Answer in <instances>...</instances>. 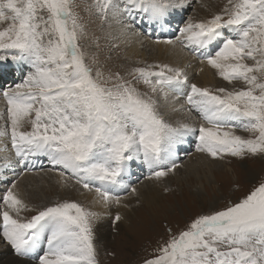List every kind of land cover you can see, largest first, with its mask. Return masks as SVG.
Segmentation results:
<instances>
[{
  "label": "snow or ice",
  "instance_id": "6c2138e0",
  "mask_svg": "<svg viewBox=\"0 0 264 264\" xmlns=\"http://www.w3.org/2000/svg\"><path fill=\"white\" fill-rule=\"evenodd\" d=\"M187 6L188 0H92L87 10L122 30L145 22L164 29L172 11ZM78 8L77 0H0V73H19V82L0 83V137L14 154L0 157V170L32 171L33 158L44 157L58 169L59 183L82 188L110 210L129 206L120 192L129 187L124 177L132 162L147 167L145 179L160 181L179 168L178 146L188 137L212 159L264 156V0H226L207 18L185 20L175 39L154 41L214 70L227 82L216 87L191 83L184 67L168 63L137 61L123 74L94 71L98 54L81 41L99 38ZM169 108L188 119L170 121L163 111ZM16 189L13 180L0 194V237L17 257L99 264L94 227L107 212L68 199L31 207ZM130 192L138 195L135 187ZM122 219L117 211L113 225ZM143 264H264V179L178 233L169 229Z\"/></svg>",
  "mask_w": 264,
  "mask_h": 264
},
{
  "label": "rangeland",
  "instance_id": "374dc122",
  "mask_svg": "<svg viewBox=\"0 0 264 264\" xmlns=\"http://www.w3.org/2000/svg\"><path fill=\"white\" fill-rule=\"evenodd\" d=\"M193 0H188V6L181 9H176L172 11L171 15V27L170 33L168 36L160 37L164 39H175V35L178 33V27L183 25V22L187 20L189 17H193L195 19H200V11L207 12L206 16L209 17L212 12L215 10L211 7H206V5H201L203 0H197L193 6H189L190 2ZM208 4L207 6L213 5L216 8L215 12H218L226 2V0H204ZM92 0H77L79 8L77 9L80 14L84 17V19L88 22V29L90 34H94L95 37H98V41H93L91 36L87 40L81 41L90 52H96L98 54L99 65H94L93 69L95 71V67L102 66L103 70L107 72L109 69L113 71L119 70L121 74L124 73L125 69L137 66V61H142L146 63H157L156 59L146 55L144 60L140 58H134L131 54H127L130 48V44L128 40H125V34L129 31L121 30V24L118 26H112V19H109L107 22H101L98 17H96L92 12L88 11V5H90ZM202 6L205 7L202 8ZM198 7V9H197ZM212 9V10H211ZM210 12V13H209ZM176 17V18H175ZM124 23H131V21L126 17H121ZM128 19V20H127ZM139 19V16H137ZM178 21V22H177ZM134 25V24H133ZM119 28L121 32L116 34V29ZM140 31V27L138 28ZM135 30V29H132ZM138 36L139 32L136 31ZM139 32V33H138ZM122 33V35H121ZM131 32H129L128 36H130ZM124 40H122V38ZM143 37V36H142ZM127 41V42H126ZM97 43L99 47H97ZM125 43V44H124ZM140 50L142 52L148 53L154 50H158L157 48H149L143 42L141 43ZM163 46L162 48H165ZM169 49V46L166 49ZM175 49L177 52L181 51L178 47L171 48ZM179 50V51H178ZM127 51V52H126ZM123 52V53H122ZM168 55L166 58L170 59V63L174 61V58L171 55L170 50L166 51ZM170 52V53H169ZM166 53V54H167ZM179 52V56H183ZM127 54V56H125ZM171 57V58H170ZM185 58V56H183ZM151 58V59H150ZM173 58V59H172ZM137 59V60H136ZM140 59V60H138ZM154 61V62H153ZM159 63H164L158 61ZM187 64V63H186ZM176 66V65H174ZM191 65H187L185 71L188 72L191 83H197L199 81L198 76L200 72H196L195 69L187 71ZM209 67L206 69V72H211L214 76V70ZM8 70L3 71L4 80L0 81L4 85V87H8L12 85L13 81L19 82V74H10L7 77ZM13 73V71H12ZM1 76V77H3ZM215 81H220L222 85H211L209 87L216 86H227V82L222 81L219 77L215 75ZM218 78V79H217ZM198 86H201L198 84ZM141 90H143V86H139ZM2 101V100H1ZM180 103H183V100H179ZM4 103V102H3ZM4 107H2L3 109ZM165 117L170 121L176 120H187L188 117L175 116L172 115V111L168 109H164ZM184 112V111H177ZM175 118V119H174ZM180 118V119H179ZM198 119V117H197ZM3 122V123H2ZM5 125V118L0 117V125ZM3 125V127H4ZM2 129V127H1ZM237 134L247 135V133L239 131ZM11 146V144H9ZM8 148V144L6 145ZM178 147H181L182 150H178V152L183 153V157L178 158L179 168L175 170L174 173H170L166 177L162 178L160 181L156 180H148L143 176L136 179L137 175L134 171L133 166H130V171L132 173L128 174L125 183L129 186L128 190L121 191L120 194L122 197L128 198L130 200V208L128 206V215L122 216L124 221H118L115 225H113L112 220L114 216L108 219V230L106 231V237L103 240L96 237L97 228L94 227L95 232V243L97 246V258L99 260V264H143V260L145 258H149L153 253V249H155L158 245V242L161 240L167 239L168 230L171 229L173 234L178 233L180 230L184 229L185 226L194 219L197 215L208 213L212 209H218L223 207L229 201H237L239 198H242L244 195L248 193L251 187L258 183L259 180L264 179V156H255V157H245L243 159H237L233 157H224L223 159L217 158L212 159L207 156L205 153H200L195 150V145L192 141L188 142L186 146L182 144ZM7 148V149H8ZM177 152V154H178ZM192 158V163L195 162L194 168H201L199 165V161L202 162L203 170H197V174H185L184 168L185 164L188 163V160ZM41 164H38V170L36 172H40L42 174H49V176L53 177L58 173V169H53L52 166L47 163V159L41 158ZM203 159V160H202ZM223 160V161H222ZM224 162L227 167L230 169H217L216 167L213 170V178H209V174L203 175L202 172L207 169L205 164L210 166H215L218 162ZM137 166L141 167L143 171L146 172V176H148V171L145 170V166L139 161H135ZM199 166V167H198ZM37 167V166H34ZM19 167L15 169V174L11 170H8L4 177H0V194L6 190L7 187L11 186V181L15 180L16 183L20 180V172H18ZM51 169V171H49ZM224 171V172H223ZM226 171V172H225ZM141 173V172H140ZM143 174V172L141 173ZM20 175L19 177H17ZM190 175V176H189ZM14 176V177H13ZM188 176V177H187ZM205 176L209 178L211 181H207ZM50 177L49 182H45L42 185L38 183V186L33 185V190L31 187L27 188L28 190H24L22 187L21 196L22 198L31 206V207H39L43 205H48L56 200H73L79 202L77 196L71 197L68 196L67 191L70 189H62L63 193L57 190L55 187H52L51 183L52 178ZM199 178V179H198ZM168 179V180H167ZM150 181V182H148ZM151 184L154 188L153 191H149L147 194H144L142 198L137 197L136 195H132L130 189L132 187H139L144 183ZM178 183V184H177ZM188 183V185H187ZM192 184V185H191ZM49 185V186H48ZM191 185V186H190ZM48 187V188H46ZM38 190H36V189ZM55 188V189H54ZM82 189V188H81ZM167 189V191H165ZM41 190V191H40ZM57 190V191H56ZM66 191V192H65ZM32 192V194L30 193ZM37 192V193H36ZM43 192V193H42ZM35 193V194H34ZM80 193H84L82 189ZM38 194V195H37ZM197 194V195H196ZM67 195V196H66ZM39 196V197H38ZM67 198H66V197ZM81 196V195H80ZM150 196H153L154 199L149 202L151 205H147L146 201ZM38 197V198H37ZM137 197V198H136ZM139 198V199H138ZM198 198V199H197ZM35 201L33 203L31 200ZM36 199V200H35ZM141 199V200H140ZM203 199V200H202ZM49 200V201H48ZM194 201V203L192 202ZM45 202V203H43ZM47 202V203H46ZM132 202L134 204H132ZM0 203H2V196H0ZM86 207H90V202L82 203ZM87 204V205H86ZM133 205V206H132ZM149 206V207H147ZM152 207V208H151ZM114 209V208H112ZM110 209V211L112 210ZM159 212V213H158ZM34 213H26V215H31ZM150 214V215H149ZM155 214V217H154ZM142 221V223H140ZM124 223V224H123ZM137 224H141L142 229L138 228ZM135 227V228H134ZM6 250H13L7 244L6 241L0 237V255H2ZM14 253V252H13ZM24 258V257H23ZM25 261L29 260L24 258ZM1 262V261H0Z\"/></svg>",
  "mask_w": 264,
  "mask_h": 264
},
{
  "label": "bare ground",
  "instance_id": "6f19581e",
  "mask_svg": "<svg viewBox=\"0 0 264 264\" xmlns=\"http://www.w3.org/2000/svg\"><path fill=\"white\" fill-rule=\"evenodd\" d=\"M197 0H193V1H189L190 2V7L191 6H193L194 4H195V2H196ZM207 2L206 1H202V3H201V5H206V7H211V8H213V9H215L213 12H215L216 11V8L213 6V5H210L209 4V6H207ZM203 7H205V6H202V8ZM205 7V9H207ZM197 9H198V7H197ZM212 10V9H211ZM199 12H200V17L201 18H207V16H206V13L207 12H202V11H200L199 10ZM212 12V13H213ZM210 13V12H209ZM176 18V17H175ZM200 18V19H201ZM139 19H140V17H139ZM128 20V19H127ZM126 21V20H125ZM124 21V22H125ZM178 22V21H177ZM111 25L112 26H118L119 27V24L118 23H116L115 21H113L112 23H111ZM140 27V29H142L141 31L142 32H144V33H139V32H141L138 28ZM132 29H135V30H132ZM121 30H122V28H121ZM121 30L119 29V28H117L116 29V34H118V32H121ZM123 32H125L124 30H122ZM127 31H129V32H131V34H130V36H128V34H129V32L128 33H126L125 34V40H128V43L131 45L130 46V48H129V51H128V55L129 54H131L134 58H140V59H142V60H144L145 58H146V55H149L150 57H152L153 59H154V61H155V59H156V61L158 62V61H161V62H164V63H170V59L168 58H166V56L168 55V53L166 52L167 50L169 51L170 50V52H171V55H172V57L174 58V61H172V64H174V65H179V66H181V67H186L187 65H191V67L187 70V71H189V72H191L190 70H193V69H195V71L196 72H200V75L198 76V80L199 81H197L198 82V84L199 85H201V86H205V87H209V86H211V85H222V83L220 82V81H215L216 79V77H215V74H214V76H213V74L211 73V72H206V69L208 68L206 65H201L200 64V61L198 60V59H195V58H193L190 54H187L186 52H183L182 54H183V56H185V58L182 56H179V52L181 53V51H179V52H177V50H175V49H171L172 47L171 46H169V49L167 48L166 49V47L165 48H162L163 46H165V45H163V44H156V43H154V41H156L157 39H161V40H163L164 38H160V37H164V36H168L170 33H172L171 32V30H170V28L169 27H165L164 29H159V28H152V29H150L149 28V26H148V24H147V22H145V23H143V24H134L133 26H132V28L130 29V30H127ZM136 31H139L138 33H139V35H141V36H138V34H137V32ZM121 35H122V33H121ZM123 36V35H122ZM143 36V37H142ZM122 38V37H121ZM122 40H124L123 38H122ZM127 42V41H126ZM144 43L147 47H149V48H157L158 50H154V51H152V52H148V53H146V52H142L141 50H140V47H141V43ZM125 44V43H124ZM127 52V51H126ZM169 52V53H170ZM123 53V52H122ZM167 53V54H166ZM127 54L125 55V56H127ZM171 58V57H170ZM172 58V59H173ZM140 59H138V60H140ZM151 59V58H150ZM137 60V59H136ZM153 61V62H154ZM142 62V61H141ZM187 63V64H186ZM201 67H203V71H200V69H201ZM6 70L7 69H5V72H6ZM212 71V70H211ZM13 72H15V71H13ZM17 73V72H16ZM188 73V72H187ZM214 73V72H213ZM10 74L12 75L13 73L12 72H9V73H7V77H5V78H9L8 76H10ZM17 74H19V73H17ZM1 75V74H0ZM190 75V74H189ZM2 76H3V73H2ZM218 79V78H217ZM0 81H1V77H0ZM191 82V81H190ZM197 84V83H196ZM197 84V85H198ZM179 104H182V103H180L179 101H177L176 102V105H177V107L179 106ZM2 107H5V104L3 103V101H1L0 100V109H2ZM169 111H170V108L168 109ZM180 114H182V116H184V117H188V115H187V112L186 111H184V112H172V115H175V116H180L181 117V115ZM168 119V118H167ZM175 119V118H174ZM180 119V118H179ZM3 123V122H2ZM4 125V124H3ZM3 125H0V129H1V127L3 128ZM190 141H192L193 142V144L195 145V141H194V138L193 137H188V138H186V142L185 143H183L182 145L183 146H186L187 144H188V142H190ZM8 144V146H10L9 144H10V141L9 140H7L6 138H3V137H0V149H4V147L6 146ZM8 148V147H7ZM178 150L180 151V150H182L183 151V149L181 148V147H178ZM182 151L181 152H178V154H177V160H176V163L178 164V158L180 159V157L182 156L183 157V153H185L186 152V150L184 149V151H183V153H182ZM5 155H8V156H12V155H14L13 153H12V150H11V146L7 149V152H5V151H0V157H3V156H5ZM181 157V158H182ZM42 157H39V158H33V160H34V164H35V166H37V167H33V169H32V171H24V169L23 168H21V167H19V169H18V172H24V174L23 175H18L17 177H19L20 176V180L17 182V191H19L20 192V194H22L21 193V191H22V187L23 188H25L24 190H28L27 188L29 187H31V189L33 190V185H35V186H38V183H41V185H39V186H43L42 184L43 183H45V182H49L48 180H50L49 178L50 177H53V175L52 176H49V174H42V173H40V172H36V169L38 168V164H41V163H43V162H41V159ZM44 158V157H43ZM46 159V158H45ZM203 160V159H202ZM223 161V160H222ZM48 163V162H47ZM201 163L202 162H200L199 161V165L201 166V168H194L193 166L195 165V162L194 163H192V158L191 159H189L188 160V163L187 164H185V168H184V173L185 174H195V175H198L197 173V170H203L204 168H203V166L201 165ZM131 166H132V168H133V166L135 167V168H133L134 169V171H135V173H136V175H137V177H136V179H138V178H140L141 176H143L144 178L146 177V172L145 171H143V169L141 168V167H139V166H137L136 165V163H134V162H132L131 163ZM205 166L207 167V169L206 170H204L203 172H202V174L203 175H206V174H209L208 176H209V178H213L214 177V175H213V170H215L214 168L216 167L217 169H220V167H221V169H225V170H229L230 168L229 167H227L226 165H225V163L224 162H222L221 163V161L220 162H218V164L217 165H215V166H210V165H208V164H205ZM199 167V166H198ZM38 170V169H37ZM145 170L146 171H148V169H147V167L145 166ZM2 170H0V177H4V174H6L8 171H3L4 172V174H3V172H1ZM143 172V174H141V173ZM224 172V171H223ZM226 172V171H225ZM130 173H132L131 171H130ZM190 176V175H189ZM207 176V175H206ZM205 176V179H207V181L209 182V181H211L209 178H207ZM14 177V176H13ZM127 177H128V175H126L125 177H124V181L127 179ZM168 177V176H167ZM188 177V176H187ZM199 179V178H198ZM168 180V179H167ZM148 182H150V181H148ZM50 183V182H49ZM51 183H53L51 186L52 187H55L57 190H59V193H60V191L63 193V191H62V189H65V186H63L61 183H59V176H58V173L52 178V181H51ZM178 184V183H177ZM187 185H188V183H187ZM192 185V184H191ZM190 185V186H191ZM49 186V185H48ZM46 188H48V187H46ZM54 188V189H55ZM137 188V190H138V195H136L137 197H139V198H142L143 197V195L144 194H147L149 191H153L154 192V188L155 187H153L150 183L149 184H147L146 182L143 184V185H141V186H139V187H136ZM36 189V188H35ZM67 189H70V191L68 190L67 191V194H68V196H71V197H76L77 196V198H78V200H79V202H82V203H86V202H90V207L91 208H93V210H96V211H102V212H107L108 214H105V215H103L96 223H95V228H97V231H96V237L97 238H99V239H101V240H103V238H105L106 236V231L108 230V226H109V223H108V219H110L112 216H115V213L117 212V211H119L120 213H121V215L122 216H125V215H128L129 213H128V207L127 208H124V207H121V208H119V209H117V208H115V207H113L114 209H112L111 211L110 210H104V209H101L99 206H97V205H94L93 204V201H92V194H90V193H87V192H85L84 191V193L82 194V193H80V191L82 190L81 188H79L78 186L77 187H72V186H68L67 187ZM129 189V188H128ZM127 189V190H128ZM37 190V189H36ZM56 190V191H57ZM38 191V190H37ZM41 191V190H40ZM126 191V190H125ZM124 191V192H125ZM66 192V191H65ZM30 193V192H29ZM37 193V192H36ZM43 193V192H42ZM123 193V192H122ZM121 193V194H122ZM30 194H32V192L30 193ZM35 194V193H34ZM120 194V195H121ZM38 195V194H37ZM81 195V196H80ZM197 195V194H196ZM67 196V195H66ZM65 196V197H66ZM39 197V196H38ZM37 197V198H38ZM126 197V196H125ZM124 197V198H125ZM136 197V198H137ZM67 198V197H66ZM138 198V199H139ZM126 199H128V198H126ZM126 199H125V202L129 205V208H130V206H131V204H130V200H127L126 201ZM154 199V197L153 196H150L149 198H148V200L146 201V204L147 205H151L149 202H151L152 200ZM198 199V198H197ZM31 200V199H30ZM36 200V199H35ZM141 200V199H140ZM203 200V199H202ZM33 203H35V201H33V200H31ZM49 201V200H48ZM193 203H194V201H192ZM43 203H45V202H43ZM47 203V202H46ZM132 204H134L133 202H132ZM195 204V203H194ZM87 205V204H86ZM133 206V205H132ZM149 206H147V207H149ZM152 208V207H151ZM159 213V212H158ZM150 215V214H149ZM154 217H155V214H154ZM122 221H124V220H122ZM120 222V221H119ZM125 222V221H124ZM140 223H142V221L140 222ZM124 224V223H123ZM138 225V228H141L142 229V226H141V224H137ZM135 228V227H134ZM27 259V258H26ZM0 264H32V261L31 260H27V261H25L24 260V258L23 257H17L11 250H6L2 255H0Z\"/></svg>",
  "mask_w": 264,
  "mask_h": 264
}]
</instances>
